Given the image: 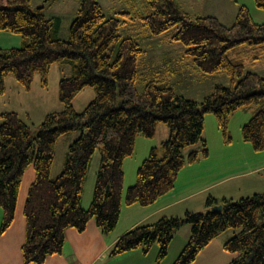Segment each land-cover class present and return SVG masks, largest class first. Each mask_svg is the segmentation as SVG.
Masks as SVG:
<instances>
[{
  "label": "trees",
  "instance_id": "1",
  "mask_svg": "<svg viewBox=\"0 0 264 264\" xmlns=\"http://www.w3.org/2000/svg\"><path fill=\"white\" fill-rule=\"evenodd\" d=\"M31 3L0 0V30L22 38L20 47L0 49V95L6 92L9 75L29 91L36 74L42 86H48L54 63L70 65L72 73L60 80L63 109L48 113L36 132L18 112L0 113L1 233L14 221L25 170L33 165L36 171L24 210L25 264H43L48 255L61 253L68 228L84 231L95 219L109 233L117 226L124 204L154 205L174 187L180 170L198 159V149L185 155L188 147L200 143L204 155L209 154L203 135L208 113L216 116L228 138L230 116L257 104L259 109L242 126V134L255 149L264 150V76L246 70L248 62L264 59V21H256L248 6H240L235 22L226 25L213 15H190L176 0H154L150 14L122 20L107 17L98 0H81L69 37L63 39L60 17H47L44 6L33 8ZM255 3L264 10V0ZM137 19L153 35L175 28L169 39L184 46L186 60L206 75L225 71L232 83L215 84L202 100L178 94L162 79L151 78L139 90V80L146 78L139 68L145 50L131 36L120 34L122 23ZM250 48L257 50L255 55ZM86 87L94 89L95 97L80 112L73 101ZM160 122L168 125L170 136L160 149H151L124 198V161L134 154L136 137H154ZM76 129L81 134L68 149L65 168L52 177L56 142ZM97 149L102 158L94 197L84 208L82 193ZM219 204L223 208L214 209ZM206 207L204 211L187 210L183 217L163 216L139 224L118 238L110 254L138 248L147 253L157 244L159 263L167 256L176 232L189 224L190 238L173 264L193 262L230 228L240 229L224 244L237 253L230 264H264V192L236 200L209 196Z\"/></svg>",
  "mask_w": 264,
  "mask_h": 264
},
{
  "label": "rangeland",
  "instance_id": "2",
  "mask_svg": "<svg viewBox=\"0 0 264 264\" xmlns=\"http://www.w3.org/2000/svg\"><path fill=\"white\" fill-rule=\"evenodd\" d=\"M103 8L107 17H117L120 20L127 17L146 16L153 10L151 2L154 0H98ZM182 1V8L193 14L200 13L201 15H214L226 25H231L235 22L236 13L240 4H246L254 18L260 19L257 12H264L263 9L257 7L255 0H176ZM161 3V1H159ZM81 0H32V7L37 8L44 6V12L47 17L58 16L61 19L60 37L67 39L70 33L71 23L75 17L76 11L79 8ZM125 13H128L125 15ZM256 13V14H255ZM260 21V20H258ZM142 20L137 19L134 21L128 20L122 23L120 27V34L122 37L131 36L135 39L147 55L148 62L143 67L142 58L140 60L139 68L143 73L147 74L144 78L139 80L138 88L143 90L147 80L151 78L159 79L162 82L168 83L174 90L187 98L195 100H202L213 89L214 85L220 83L228 86L232 83L231 77L225 72L221 71L212 75H206L202 72L187 71L178 65L176 62H168L170 55L165 57L164 63L159 62L164 59V53H169L171 49L165 45L164 40L169 39L175 28L169 29L159 35L146 34L143 31ZM169 43V42H168ZM170 44V43H169ZM160 51L158 55L154 53ZM250 52L256 53V49L250 48ZM254 53V55H255ZM144 55V56H145ZM182 55V54H181ZM246 70L257 72L264 76V59L256 60L255 62H248ZM72 73V67L68 64L54 63L49 73V83L47 87L42 86L41 76L36 74L34 78L32 89L21 91L20 93L12 86L9 85L8 95L4 98L6 101L11 97L19 101L16 111L20 114L36 132L43 122L46 115L50 112L60 111L63 109V104L59 98V85L63 76H69ZM11 76V75H10ZM165 77V78H164ZM13 78V77H12ZM23 88V87H22ZM16 93H19L16 95ZM95 97V91L92 87H86L74 99L73 104L77 111H83L86 106ZM12 100V99H11ZM10 100V101H11ZM5 102V101H4ZM6 103V102H5ZM7 104V103H6ZM259 109L255 103L242 107L235 111L229 119L228 124V138H226L219 129L217 118L213 113L205 115L204 124V138L208 144L209 154L204 155L200 143L188 147L184 153L188 155L193 150H199V157L196 162L188 163L184 166L176 179L174 187L160 200L169 199L174 201L181 199L194 191L203 188V183H213L219 177L203 180L210 170L214 168L222 171L226 169L233 170H254L261 167L262 170L255 174L254 178L249 182L250 185L256 184L258 180L261 181L262 192H264V177L258 179L261 175L264 176V150H257L251 142L245 141L242 134V126L254 115ZM157 127L154 137L148 138L143 135L136 137L135 151L131 157L126 158L124 161V198L127 189L134 185L137 180V171L143 160L148 157L150 151L154 147L160 149L163 141L167 140L170 136V130L166 123L160 122ZM165 129V131H164ZM81 130L76 129L66 134L59 136L55 147V159L53 165L52 177L59 175L65 168L67 153L70 145L80 136ZM101 152L97 149L88 167L84 190L82 193V204L84 208H88L94 197V190L97 180L98 171L101 164ZM209 158V159H207ZM223 176L229 172H223ZM231 173V172H230ZM199 177V178H197ZM243 182V181H242ZM258 187V185H257ZM173 192V193H172ZM206 193L199 194L192 197L188 201L170 206L164 209V213L181 211L184 205H189L195 212L204 211L205 204L201 203L200 197ZM252 195V194H251ZM240 198V197H239ZM239 198H235L239 199ZM159 200V199H158ZM138 205V204H137ZM129 205H123L119 222L115 229H117L122 221L124 212L127 211ZM144 208L142 205H138ZM149 207V206H147ZM187 211V210H186ZM185 210H182L179 215L183 217ZM0 213L2 211L0 210ZM131 213L128 215L130 216ZM141 214L134 212L133 217H138ZM163 217V216H162ZM161 218V217H160ZM130 219V218H129ZM154 219V218H153ZM159 219V218H158ZM114 229V230H115ZM240 231L239 228H230L226 230L220 237L227 236L226 241L234 237ZM192 232V226L185 224L175 234L172 240L168 254L164 259L158 263V245L153 244L150 250L145 253L142 248L130 250L118 255L108 264H173L182 249L187 244ZM220 240V239H219ZM213 241L209 247H204L198 254L196 259L189 264H230L236 257L237 253L227 250L224 246L217 245Z\"/></svg>",
  "mask_w": 264,
  "mask_h": 264
},
{
  "label": "crops",
  "instance_id": "3",
  "mask_svg": "<svg viewBox=\"0 0 264 264\" xmlns=\"http://www.w3.org/2000/svg\"><path fill=\"white\" fill-rule=\"evenodd\" d=\"M176 2L184 12L192 16L201 15L200 13L193 14L192 12L186 11L184 7L182 8L181 6L182 1L181 2L176 1ZM242 5H246V4H240L239 8ZM256 13L257 15H260V19H258L260 21L256 20L255 18L254 19L258 22L264 21V12L256 11ZM143 31L146 34H150V32L145 27H143ZM164 43L166 46L169 47L168 49H171V51L169 53H164V59H160L159 62L164 63L165 57L168 56L169 54L171 57L169 60H167L168 62L171 61L176 62L178 65H181L182 68L190 72L199 71L197 68H195V66L191 63V61H188L184 58L185 48L181 43L171 41L170 39L164 40ZM21 45H22V38L20 35L9 31L0 30V49L20 47ZM145 52H147V50H145ZM145 52L142 56L143 67L148 62V58L146 59L148 54L145 55ZM159 52L160 51H156L154 54L158 55ZM141 71L143 72V69ZM12 77L13 76L10 75L6 77L5 80L6 92L0 95V113L7 111H16V108L12 106H17L19 104L18 98L17 100H15L16 97L15 98L10 97L7 101L4 99L8 95L9 85L12 86V88H15L19 93L24 89L22 88V85H20V83L16 81L14 77L13 78ZM19 93H16V95ZM160 127L163 128V126ZM160 127L158 125V129ZM260 170H262L261 167L254 170H233V171H230V169H226V171L222 169V171H220L214 168L213 170H210L205 176H199V177H206L203 180H209V179L211 180L217 177L219 178L213 183H206V181L200 183L203 185V188L192 192L191 194H189L184 198L171 201L169 199L160 200L161 198L160 197L159 200L154 205L149 207L143 206L144 208L138 207L139 204L129 205L128 206L129 208H127L128 210L125 211L124 215L122 216V221L120 222L119 227L109 233L103 232L101 228L98 226L95 219H91L88 222L86 229L84 231H79L76 228H68L66 230L65 243L62 252L48 255L43 264H108L110 260L112 261L116 257L110 254L112 247L114 246L118 238L122 234L130 230L131 228L139 224L154 222L162 216L179 215L182 210L194 211V209L189 207V205H187L186 203V205L182 207L181 211H177L173 213L171 212L164 213V209H167L170 206L180 205L188 201L192 197H195L202 193H206V194L200 197L199 201L201 203H204L206 206V200L209 196H213L217 199H222L224 197L235 199V198L251 195L257 192H262L263 189L261 187V181L258 180L257 182L258 187L256 184L253 185L249 184L250 181L257 179L254 177L255 174L256 173L258 174ZM223 172H229V173L223 176L221 175L224 174ZM52 173H53V168H52ZM263 177L264 176L261 175L258 179ZM35 178H36V171L34 166L31 165L25 170L24 176L22 178L14 221L10 225V227H8V229H6L2 233L0 232V264H25L22 247L26 239L27 221L24 210H25L29 189L32 183L35 181ZM163 197L164 195L162 196V198ZM206 209L207 207H205V210ZM134 212H137L141 215L138 217H133ZM129 213H131L130 216L128 215ZM1 221H2V213H0V227H1ZM223 233H221L213 240L216 241L215 243H217V245L224 246V244L226 243L227 236L220 238L222 237L221 235ZM212 242H210L207 245V247H209V245H211ZM31 264H36V263H31Z\"/></svg>",
  "mask_w": 264,
  "mask_h": 264
},
{
  "label": "water",
  "instance_id": "4",
  "mask_svg": "<svg viewBox=\"0 0 264 264\" xmlns=\"http://www.w3.org/2000/svg\"><path fill=\"white\" fill-rule=\"evenodd\" d=\"M222 208H223V205H221V204L214 207V209H218V210H221Z\"/></svg>",
  "mask_w": 264,
  "mask_h": 264
}]
</instances>
